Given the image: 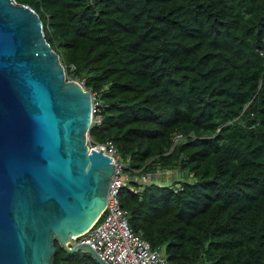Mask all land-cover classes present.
Instances as JSON below:
<instances>
[{"label":"trees","instance_id":"1","mask_svg":"<svg viewBox=\"0 0 264 264\" xmlns=\"http://www.w3.org/2000/svg\"><path fill=\"white\" fill-rule=\"evenodd\" d=\"M16 1L93 92L129 226L171 264H264V0ZM54 245L52 264H99Z\"/></svg>","mask_w":264,"mask_h":264},{"label":"water","instance_id":"2","mask_svg":"<svg viewBox=\"0 0 264 264\" xmlns=\"http://www.w3.org/2000/svg\"><path fill=\"white\" fill-rule=\"evenodd\" d=\"M94 94L68 78L29 4L0 0V264H52L55 240L88 229L107 207L115 165L89 148Z\"/></svg>","mask_w":264,"mask_h":264},{"label":"built area","instance_id":"3","mask_svg":"<svg viewBox=\"0 0 264 264\" xmlns=\"http://www.w3.org/2000/svg\"><path fill=\"white\" fill-rule=\"evenodd\" d=\"M80 82L83 84L82 81ZM96 104L94 101L93 121L99 123L100 117L95 116ZM87 143L90 149H102L109 155L115 165V171L109 184L107 207L88 229L70 235L67 244L71 247L80 243L90 244L105 264H171L159 249L153 248L128 224L127 211L122 208L119 197L120 189L128 179V175L123 171L124 164L115 145L111 141L93 143L89 134ZM143 178L149 179L147 176Z\"/></svg>","mask_w":264,"mask_h":264},{"label":"rangeland","instance_id":"4","mask_svg":"<svg viewBox=\"0 0 264 264\" xmlns=\"http://www.w3.org/2000/svg\"><path fill=\"white\" fill-rule=\"evenodd\" d=\"M161 174L163 176L165 175V179L167 181H172L173 179H176L179 177L177 170H173V171L164 170L161 173L156 172L155 174H153V176H154L153 178L156 179L158 176H162ZM148 182H149L148 179H144L143 177H140V183L141 184H147Z\"/></svg>","mask_w":264,"mask_h":264}]
</instances>
